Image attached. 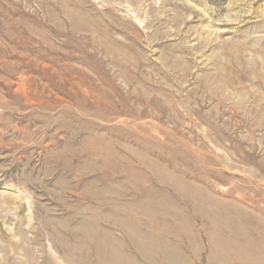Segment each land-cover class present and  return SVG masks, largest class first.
<instances>
[{
	"label": "rangeland",
	"instance_id": "rangeland-1",
	"mask_svg": "<svg viewBox=\"0 0 264 264\" xmlns=\"http://www.w3.org/2000/svg\"><path fill=\"white\" fill-rule=\"evenodd\" d=\"M0 264H264V0H0Z\"/></svg>",
	"mask_w": 264,
	"mask_h": 264
}]
</instances>
